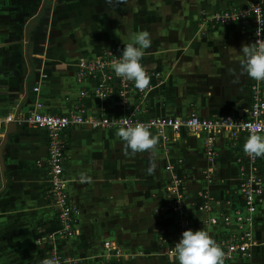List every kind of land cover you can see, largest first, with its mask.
Returning a JSON list of instances; mask_svg holds the SVG:
<instances>
[{
    "label": "crops",
    "instance_id": "obj_1",
    "mask_svg": "<svg viewBox=\"0 0 264 264\" xmlns=\"http://www.w3.org/2000/svg\"><path fill=\"white\" fill-rule=\"evenodd\" d=\"M231 4L243 5L244 0H126L118 5L106 0H0V116L14 107L25 113L34 99L51 114H65L77 103L87 115L123 114L139 103L134 94L129 92L124 104L113 95L94 99V80L74 81L75 63L97 57L108 45L122 52L135 33L148 31L151 46L141 62L158 72L161 82L144 97L145 115L194 112L204 118H245L251 78L240 75V49L250 44L248 31L238 24L210 27L202 21ZM116 132L74 126L62 133L65 192L79 209L77 235L57 245L69 258L65 264H169L165 249L173 241L175 214L156 208L166 202L172 172L180 176L188 202L186 229L206 230L217 242L227 238L232 228L203 219L242 208L236 192L238 159L247 158L243 145L250 134H211L215 156L209 161L204 133L166 131L167 140L159 138L155 171L148 174L151 154L125 155ZM45 159L43 129L0 124V264H40L45 258L39 239L56 227L44 199ZM82 172L91 183L79 182ZM256 173L264 177V158H256ZM200 191L218 201L209 214L197 209ZM252 237L264 240L262 205L253 216ZM104 242L117 246L120 255L105 250ZM225 264H264V244L253 246L248 258Z\"/></svg>",
    "mask_w": 264,
    "mask_h": 264
},
{
    "label": "built area",
    "instance_id": "obj_2",
    "mask_svg": "<svg viewBox=\"0 0 264 264\" xmlns=\"http://www.w3.org/2000/svg\"><path fill=\"white\" fill-rule=\"evenodd\" d=\"M202 21L210 27L238 24L242 29L248 31L250 43L264 38V9L261 0H244L243 5H228L222 10L215 11L204 16ZM260 32V36L257 33ZM120 54L115 46L104 47L97 57L81 58L75 63L74 81L81 83L85 78L94 80L91 95L96 100H103L110 96H116L120 103L124 104L127 94L133 93L139 102L127 109L119 116L87 115L81 104H75L65 114H51L41 111L42 104L34 99L31 109L25 113H19L14 109L0 116V124L12 122L22 123L31 127L41 128L46 134V189L44 199L54 212L56 227L51 231L41 234L40 241L45 247V258L55 259L57 264H65L69 258L64 256L57 245L77 235L74 225L79 214L77 205L72 202L65 192V178L63 177V148L62 133L64 130L74 126H88L92 129H108L124 126L125 121L143 123L150 131L159 135L162 142L167 140L166 131L178 132L185 129L192 133H204L203 149L205 158L212 161L215 156L212 148L211 134L219 131H228L235 138L239 133L250 134L256 130L257 134L264 135V96L262 82L251 79L249 84V110L248 116L232 117L231 115L217 118H204L194 112L187 115H145L142 102L148 91L160 84V74L156 71H148L150 76V88L145 91L138 90L133 82L125 81L116 77L111 63L120 59ZM142 63V62H141ZM155 79V80H154ZM156 81V82H155ZM33 92L38 91V86L32 87ZM104 97V98H101ZM238 166L236 192L242 200V208L234 209L229 213L219 215H205L203 222L208 225L222 224L224 227L232 228L233 231L225 239L218 243L226 253L225 262L232 261L235 257L248 258L251 248L264 244L252 237L253 216L258 205L264 207V177L256 173V159L247 155L245 161ZM171 170L170 165H166ZM172 172V171H171ZM204 178L210 182V171H204ZM169 185L166 192V202L156 208V212L171 209L175 214V232L173 241L166 246V254L169 248L181 238L186 229L188 219L186 218V206L188 205L186 195L183 191L182 180L174 172L171 173ZM200 203L197 209L204 214H209L211 204L217 203L206 191L198 193ZM41 232V230H38ZM162 243L165 240H161ZM103 248L112 251L114 255H120V250L112 242H104ZM178 264V262H177Z\"/></svg>",
    "mask_w": 264,
    "mask_h": 264
},
{
    "label": "clouds",
    "instance_id": "obj_3",
    "mask_svg": "<svg viewBox=\"0 0 264 264\" xmlns=\"http://www.w3.org/2000/svg\"><path fill=\"white\" fill-rule=\"evenodd\" d=\"M109 4L126 3V0H106ZM260 32L257 36H260ZM132 42L124 44L120 59L111 63L116 77L133 82L140 91L150 88V76L146 67L141 63L145 50L151 46V37L148 31H139L132 36ZM244 59L240 61L241 73L256 82H264V38L257 39L250 44H243L241 49ZM239 77L234 82H238ZM104 98V97H101ZM116 135L123 142L125 155L148 152L151 154V163L148 174L155 171V158L159 145V135H154L148 126L143 123L125 121L124 126L117 129ZM243 151L252 159L264 158V135L251 130L243 145ZM80 183H91L92 178L86 173H80ZM169 264H225L226 253L221 245L203 229H186L174 247L167 251ZM40 264H57L55 259L44 258Z\"/></svg>",
    "mask_w": 264,
    "mask_h": 264
}]
</instances>
